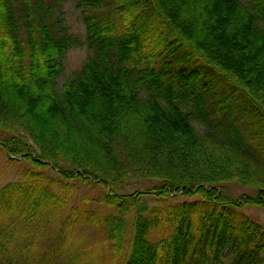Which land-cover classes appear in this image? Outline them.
Instances as JSON below:
<instances>
[{
  "label": "trees",
  "instance_id": "16d2710c",
  "mask_svg": "<svg viewBox=\"0 0 264 264\" xmlns=\"http://www.w3.org/2000/svg\"><path fill=\"white\" fill-rule=\"evenodd\" d=\"M65 2L0 0V264H264V0H78L58 83Z\"/></svg>",
  "mask_w": 264,
  "mask_h": 264
},
{
  "label": "rangeland",
  "instance_id": "374dc122",
  "mask_svg": "<svg viewBox=\"0 0 264 264\" xmlns=\"http://www.w3.org/2000/svg\"><path fill=\"white\" fill-rule=\"evenodd\" d=\"M77 1L78 0H66L65 5L63 6V17L65 19L63 24L68 26V30L78 38L79 43H75L65 55L64 70L62 75L57 79L58 83H62L69 73L78 68L89 52V47L85 41V23L82 18L81 8L77 5ZM135 18L137 20L142 19L139 14L135 15ZM24 162L22 156L8 157L0 142V186L10 180L18 178L21 174L19 168ZM77 184L80 192H97L95 188L88 189V187L80 182H77ZM144 184L152 185V182L150 180H145ZM229 187L230 188L227 189V192L233 194H240L248 189L245 186L235 183H232ZM245 211L264 224V209L248 206L245 208Z\"/></svg>",
  "mask_w": 264,
  "mask_h": 264
}]
</instances>
